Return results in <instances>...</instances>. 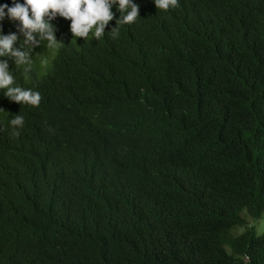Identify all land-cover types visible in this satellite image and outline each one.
<instances>
[{
	"label": "trees",
	"instance_id": "1",
	"mask_svg": "<svg viewBox=\"0 0 264 264\" xmlns=\"http://www.w3.org/2000/svg\"><path fill=\"white\" fill-rule=\"evenodd\" d=\"M133 2L116 39L113 6L99 40L57 16L28 73L0 57L42 96L0 89V264H264V0Z\"/></svg>",
	"mask_w": 264,
	"mask_h": 264
},
{
	"label": "clouds",
	"instance_id": "2",
	"mask_svg": "<svg viewBox=\"0 0 264 264\" xmlns=\"http://www.w3.org/2000/svg\"><path fill=\"white\" fill-rule=\"evenodd\" d=\"M156 9L167 12L170 8L179 7V0H154ZM116 6L120 16L116 19V26L109 31L113 39L118 38L117 25H130L136 22L139 16V5L133 0H23V3L13 0V5H0V20L5 16L10 21L18 22L17 31L23 35L24 48L14 45L20 40L16 33L0 34V57L14 60L17 68L24 67L25 73L32 70L31 53L40 47L42 41L47 42L48 49H58L62 42L55 35V27L51 23L57 16L70 21V32L73 38L87 39L91 34L99 40L105 33L109 22L115 18L112 11ZM7 9V11H5ZM47 63V61H44ZM0 89L6 90L4 95L19 105L38 108L42 96L38 91L15 86V77L12 74L7 60H0ZM13 134L20 135L25 120L22 115L16 114L10 120Z\"/></svg>",
	"mask_w": 264,
	"mask_h": 264
},
{
	"label": "rangeland",
	"instance_id": "3",
	"mask_svg": "<svg viewBox=\"0 0 264 264\" xmlns=\"http://www.w3.org/2000/svg\"><path fill=\"white\" fill-rule=\"evenodd\" d=\"M248 226H253V232L257 235L264 234V216L256 221H252L247 217ZM243 227H236L232 230V234L236 235L244 231Z\"/></svg>",
	"mask_w": 264,
	"mask_h": 264
}]
</instances>
